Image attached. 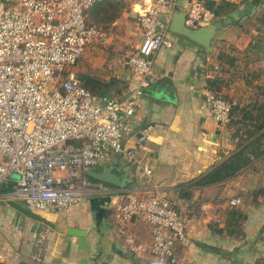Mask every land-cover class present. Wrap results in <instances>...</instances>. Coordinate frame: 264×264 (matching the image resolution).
Returning <instances> with one entry per match:
<instances>
[{
    "label": "crops",
    "instance_id": "0c3cea01",
    "mask_svg": "<svg viewBox=\"0 0 264 264\" xmlns=\"http://www.w3.org/2000/svg\"><path fill=\"white\" fill-rule=\"evenodd\" d=\"M207 1L215 2L214 8L223 2L235 7L224 8L215 17L207 10ZM145 2L134 1L130 14L122 13L137 24L140 43ZM263 8L264 0H176L169 13L161 15L172 46L154 58L149 93L141 96L130 120L133 132L126 141L128 148L149 162L153 175L148 178L133 162L111 157L98 169L113 167L124 186L106 184L110 191L103 192L82 175L91 188L85 201L69 213L38 212L15 200L13 177L0 189L4 264H159L150 254L135 250L152 242L149 224L117 220L109 198L123 190L149 196L159 184L182 206L190 238V245L179 251L185 264H264V156L226 181L195 184L235 150L205 102L209 84L216 81L231 97H239L242 83L252 86L264 81V58L248 56L257 30L247 25ZM196 12L200 19L193 27L189 20ZM183 18L189 27L212 31L211 51L177 32ZM75 71L99 101L122 100L128 93L127 63L110 59L100 43L86 49ZM148 126L153 130L141 143L139 132ZM237 199L240 203L231 205ZM41 235L45 240L39 244Z\"/></svg>",
    "mask_w": 264,
    "mask_h": 264
},
{
    "label": "built area",
    "instance_id": "2783aa9c",
    "mask_svg": "<svg viewBox=\"0 0 264 264\" xmlns=\"http://www.w3.org/2000/svg\"><path fill=\"white\" fill-rule=\"evenodd\" d=\"M100 1L0 0V189L14 177L12 197L34 211L69 213L82 204L91 185L81 176L111 157L133 162L148 178L153 175L149 162L126 141L133 132L130 120L150 86L154 58L172 46L161 15L176 0H145L142 40L127 62L128 93L122 100L101 101L75 71L89 46L107 40L104 30L89 21L88 12ZM199 19L196 12L189 24L195 27ZM205 102L216 124L225 128L231 103L213 90L206 92ZM152 130L142 129L139 142L145 143ZM92 186L110 191L102 182ZM155 187L144 197L124 190L112 193L115 218L149 224L152 242L138 245V252L159 264H185L179 251L190 245V238L182 206L169 197L164 184ZM44 240L41 235L37 242ZM5 262L0 252V264Z\"/></svg>",
    "mask_w": 264,
    "mask_h": 264
},
{
    "label": "rangeland",
    "instance_id": "374dc122",
    "mask_svg": "<svg viewBox=\"0 0 264 264\" xmlns=\"http://www.w3.org/2000/svg\"><path fill=\"white\" fill-rule=\"evenodd\" d=\"M134 1L137 0H102L88 12L89 21L101 27L107 34V40L102 46L107 50L109 58L120 60L123 63L128 62L129 57L136 50V45L140 43L137 24L129 16L130 3ZM124 11H128L129 14L123 18ZM247 25L257 30L253 43L249 47L251 53L248 56L264 58V8ZM234 86L239 87L235 84ZM213 87V91L223 94L232 105L230 121L222 132L235 149L247 138V133L252 130L251 126L255 120H264V81L260 79L259 83L252 84V86L245 82L242 83L239 87V97H231L226 91L220 89L219 83L216 81L213 83ZM244 117L247 119L243 120ZM242 135L243 137H241ZM74 144L78 145L79 142H74ZM82 179L96 182L95 184L98 182L91 181L85 174Z\"/></svg>",
    "mask_w": 264,
    "mask_h": 264
},
{
    "label": "trees",
    "instance_id": "16d2710c",
    "mask_svg": "<svg viewBox=\"0 0 264 264\" xmlns=\"http://www.w3.org/2000/svg\"><path fill=\"white\" fill-rule=\"evenodd\" d=\"M215 5L216 3L213 1H207L206 3L207 10H210L215 17L220 16L224 8L232 9L235 7L233 4L226 2H223L218 8H214ZM208 87L210 90H214L213 82H211ZM246 119L247 117H244L243 120ZM252 121H254V119H252ZM251 127L252 130L247 133V138L236 146L235 150L226 160L214 167L212 171L201 179L197 180L195 183L196 186L213 185L233 178L249 166L254 159L264 156V120H255V123ZM241 137H243V135ZM89 179L94 180L90 177Z\"/></svg>",
    "mask_w": 264,
    "mask_h": 264
},
{
    "label": "water",
    "instance_id": "95a60500",
    "mask_svg": "<svg viewBox=\"0 0 264 264\" xmlns=\"http://www.w3.org/2000/svg\"><path fill=\"white\" fill-rule=\"evenodd\" d=\"M177 32L189 38L193 42L205 47L208 51H211L213 33L212 31H207V28L189 27L186 23V19L183 18L181 28ZM144 93H149V90L145 89ZM85 174L98 182L109 184L115 187L124 186L122 179L113 172V167L108 166L103 167L102 169L97 168L86 170Z\"/></svg>",
    "mask_w": 264,
    "mask_h": 264
}]
</instances>
